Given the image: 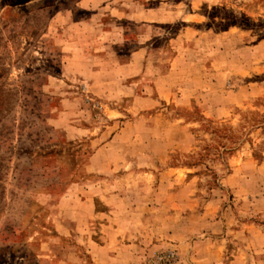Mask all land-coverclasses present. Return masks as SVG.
Masks as SVG:
<instances>
[{"label":"rangeland","instance_id":"374dc122","mask_svg":"<svg viewBox=\"0 0 264 264\" xmlns=\"http://www.w3.org/2000/svg\"><path fill=\"white\" fill-rule=\"evenodd\" d=\"M0 264H264V0H0Z\"/></svg>","mask_w":264,"mask_h":264}]
</instances>
